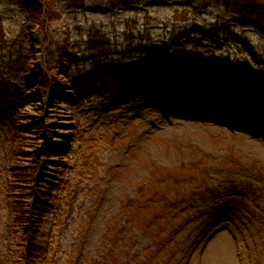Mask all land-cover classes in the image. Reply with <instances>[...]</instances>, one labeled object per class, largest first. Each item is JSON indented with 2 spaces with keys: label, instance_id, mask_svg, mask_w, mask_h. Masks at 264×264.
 <instances>
[{
  "label": "rangeland",
  "instance_id": "1",
  "mask_svg": "<svg viewBox=\"0 0 264 264\" xmlns=\"http://www.w3.org/2000/svg\"><path fill=\"white\" fill-rule=\"evenodd\" d=\"M235 1L142 0L114 9L108 0H86L82 11H67L63 26L54 25L78 43L94 24L106 30L112 46V54L101 59L106 82L86 77L78 87L83 99L76 103L79 92L66 86L61 66L54 76L63 85L54 91L22 89L29 102L16 111L21 141L37 154L48 186L63 176L31 261L16 242L21 226L9 211L14 182L7 125L0 119V264H264V99L257 91L264 89L256 80H264L258 8L264 0H255L253 15L226 7ZM7 3L0 0L4 37L20 43L22 33L30 61L40 63L41 26ZM129 28H147L150 41L126 48ZM201 29L205 41L188 36ZM161 47L164 57H154ZM77 49L86 52L83 44ZM11 60L6 49L0 69ZM79 69L92 73L85 60L72 71ZM32 117L50 122L43 136ZM46 144L67 158L43 154ZM54 159L66 164L56 167ZM168 187L179 191L177 211L183 205L187 210L176 219L179 228L170 240L159 243L148 207ZM23 200L30 203L27 196Z\"/></svg>",
  "mask_w": 264,
  "mask_h": 264
},
{
  "label": "trees",
  "instance_id": "2",
  "mask_svg": "<svg viewBox=\"0 0 264 264\" xmlns=\"http://www.w3.org/2000/svg\"><path fill=\"white\" fill-rule=\"evenodd\" d=\"M7 4L18 5L25 12L27 20L41 26V36L43 45L45 46L44 63L33 64L29 59L31 54V47L24 41L22 33L18 35L20 43L16 40L9 42L4 37V31L0 25V58L2 53L8 49L10 51V57L13 60L10 61V65L7 64L5 68L0 69V118L1 121L7 125L8 137L7 141L10 145L9 156V174L13 178V189L9 196L12 202V211L17 216V221L20 226L22 222H28L29 228H21L20 233L16 236L17 244L22 245L27 256L31 257L32 244L37 240L38 233H41V224L43 219L47 216L54 193L59 185L57 181L52 186H48L50 183L47 178H44L38 169L39 163L36 162L37 154L26 149V143H22V123L20 117L16 115V111L29 102V95L26 96L27 89L32 85H37L41 91H45L48 87L53 91L61 84L54 76L55 70L61 66H65L64 70L67 76L65 80L68 81L67 85L73 89L76 94L79 92L78 88L83 82L82 77H88L91 81L103 82L104 66L101 65V58L111 53L110 37L106 30L98 25H92L87 34V38L83 42L78 43L75 36H71L70 32L60 31L58 28H53L56 24L63 26V17L68 10L82 11L86 7V0H6ZM3 2V1H2ZM112 8L128 7L134 4H140L142 0H108ZM256 5L255 0H236L235 2L226 3V7H232L235 12H244L252 14ZM261 9V15L259 18L264 21V8L258 6ZM187 10H183L186 12ZM179 14L176 11V15ZM249 14V15H250ZM253 15V14H252ZM251 15V16H252ZM52 24V27L48 25ZM128 27V22H126ZM24 28L23 32H24ZM149 30L133 32L131 28L128 31H124L123 37L125 38V47L130 49L132 44L137 46L143 45L145 41H150ZM226 32V29L224 30ZM207 32L204 29L199 31L190 30L188 36L190 38L195 37L199 42H203V36H206ZM81 35H83L81 33ZM230 37V34H227ZM180 37V35H178ZM185 38V36H183ZM4 42V44H3ZM25 42V43H24ZM240 42V41H238ZM11 43L12 47L9 46ZM241 43V42H240ZM81 44L85 45L86 52L81 55L79 49ZM244 44V43H243ZM12 48V49H11ZM164 47L161 50L154 51V57H164ZM88 54V55H85ZM161 59V58H160ZM87 61L89 67L92 69V73L82 74V70L73 72L72 70L76 66H81L83 61ZM143 63V62H141ZM158 62H155V64ZM143 65V64H140ZM152 69L157 70L155 67ZM3 71V72H1ZM121 71L118 70L117 74L120 75ZM163 74L164 71L157 72ZM17 84H13V83ZM77 85V86H76ZM65 86V85H64ZM259 86H264V81H260ZM264 91V90H263ZM264 97V93L261 94ZM80 93L76 98V103L79 99ZM32 117L33 125H36V133L39 136H43L48 127H51L50 122H42L41 118L35 119ZM31 124H25V127H29ZM43 154L54 153L56 156L60 155V152L52 149L50 145L42 146ZM27 155H34L33 160L26 161L23 159ZM62 158L66 157L64 154L60 155ZM52 164L59 166L61 162L56 159L50 161ZM54 169H57V168ZM21 188V189H20ZM20 189V190H18ZM24 190H26L24 192ZM160 196V201L166 198V203L158 202L156 205L148 207L153 209L152 225H157L159 233L157 235V241L162 243L166 238L170 239L168 235L175 233L179 228L176 226V219L181 215H184L187 210V206H181L177 211V205L181 199L177 198L179 191L175 193L171 192V188L160 189L157 191ZM171 194V195H170ZM183 194V192H182ZM30 198L29 202L23 200V197ZM32 205L31 209L27 208V205ZM193 209H197L195 205ZM29 215V216H28ZM25 217V219H24ZM180 225V223H178ZM178 227V228H177ZM177 228V229H176ZM164 237H163V236ZM164 243V242H163ZM164 244L160 245V248H164ZM163 253V252H162Z\"/></svg>",
  "mask_w": 264,
  "mask_h": 264
},
{
  "label": "bare ground",
  "instance_id": "3",
  "mask_svg": "<svg viewBox=\"0 0 264 264\" xmlns=\"http://www.w3.org/2000/svg\"><path fill=\"white\" fill-rule=\"evenodd\" d=\"M207 114V113H206ZM206 114H204V115H206Z\"/></svg>",
  "mask_w": 264,
  "mask_h": 264
}]
</instances>
